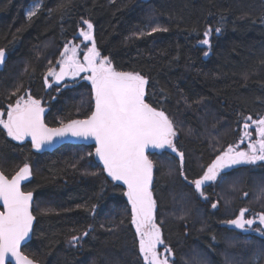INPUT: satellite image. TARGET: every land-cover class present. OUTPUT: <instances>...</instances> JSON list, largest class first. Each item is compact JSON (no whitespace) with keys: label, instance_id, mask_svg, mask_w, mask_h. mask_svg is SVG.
I'll return each instance as SVG.
<instances>
[{"label":"trees","instance_id":"trees-1","mask_svg":"<svg viewBox=\"0 0 264 264\" xmlns=\"http://www.w3.org/2000/svg\"><path fill=\"white\" fill-rule=\"evenodd\" d=\"M63 2L67 7L61 15L49 11L61 0L0 1V47L7 54L0 75V107L16 98L10 93L18 85L23 86L20 95L27 91L40 99L49 61V66L56 64L64 46L88 20L101 56H107L118 71L148 78L145 101L175 123L174 143L184 153L189 179L230 136L233 143L241 141L245 117L264 116V0ZM37 3L41 8L29 21L25 11ZM154 26L169 31L134 35ZM209 26L222 27L220 34L213 31L210 48L199 44ZM206 50L208 56L203 54ZM48 97L49 127H58L62 119H85L93 103L91 89L82 83ZM88 152L95 151L69 146L52 153L37 151L10 140L0 128V171L10 178L24 163L32 169L22 190L33 193L35 225L21 252L38 264H143L126 191L101 171L103 165ZM149 159L154 162L155 220L165 245L173 249L175 264H249L254 257L264 258V241L253 236L246 240L258 245L247 256L235 246V235L220 223L229 215L226 207L214 212L201 203L185 205L184 193L189 192L179 178L176 154L156 151ZM169 169L174 176L168 175ZM236 175L248 193L246 204L236 198V211L246 205L250 216L264 212V194L251 187L252 181L264 180V164L248 166ZM89 228L92 231L83 236ZM72 236H81L75 247L69 242Z\"/></svg>","mask_w":264,"mask_h":264},{"label":"snow or ice","instance_id":"snow-or-ice-1","mask_svg":"<svg viewBox=\"0 0 264 264\" xmlns=\"http://www.w3.org/2000/svg\"><path fill=\"white\" fill-rule=\"evenodd\" d=\"M110 2L114 3L115 0ZM66 7L61 0L57 9L49 11H59L63 15ZM40 8V3L35 4L27 12V19L31 21ZM83 23L87 25V30L82 29L79 35L85 41H91L83 59L79 58L76 46L66 44L60 53V59L55 62L59 70L54 66L49 67L43 78L45 85L51 88L49 77H52L56 84H60L65 77L75 79L85 73L82 79L90 82L94 100V110L91 114L86 119H71L67 122L62 119L58 127H49L44 122L45 108L41 106V100L33 98L27 91L20 95L23 86L18 85L10 93L16 97L15 102L8 104L6 111H0V128L6 131L13 141L23 143L25 139L30 138L32 147L37 151L45 145H51L54 140L67 136L94 141L95 152H88L87 155L95 156L103 165L101 171L111 178V181L122 183L127 188L123 194L131 206L130 223L135 227L138 251L143 264H175L173 249L165 245L161 228L155 220L157 200L153 194L154 162L147 154L149 148H167L176 153L180 158V176L192 186L195 193L207 201L205 186L209 182H225L229 174L226 170L237 165L264 162V116L258 119H253L251 115L245 117V131L241 143L245 139L250 141L247 150H238L239 145H229L210 163L203 166L197 178L189 179L183 170L184 153L179 151L174 143L177 136L175 123L163 110H158L145 101L148 78L139 72L116 70L112 61L107 56H101L97 50L92 34L93 24L88 20H83ZM221 30V26L215 29L209 26L199 44L210 48L213 31L220 34ZM168 31L167 27L154 26L149 31L134 35L141 38ZM203 54L208 56L209 52L206 50ZM5 58L6 50L0 47V65L4 64ZM64 87L68 85L65 84ZM56 91L60 89L57 88ZM55 98L52 97L53 100ZM252 125L255 126L258 136L254 141L252 132L247 131ZM168 175H172V169H169ZM31 176L32 169L28 163H24L10 178L0 171V202L3 208L0 210V264H9V257L15 260V264H38V261L21 252V243L29 237L35 220L32 211L33 193L21 188L22 182ZM260 191L264 194V188ZM247 195L245 192L244 196ZM217 207L218 202L211 203L212 209ZM94 209L95 205L92 206L93 211ZM250 211L247 207H241L233 218L221 220L220 223L232 226L242 233H259L260 237L264 238V212L249 216L247 214ZM108 230L114 231L112 228ZM90 231L91 228L85 230L82 235L86 237ZM80 240L81 236H72L69 242L75 247ZM161 245H164L162 251L158 250Z\"/></svg>","mask_w":264,"mask_h":264},{"label":"flooded vegetation","instance_id":"flooded-vegetation-1","mask_svg":"<svg viewBox=\"0 0 264 264\" xmlns=\"http://www.w3.org/2000/svg\"><path fill=\"white\" fill-rule=\"evenodd\" d=\"M87 30V25H83V27L81 29H79L78 33L73 36L71 42L69 44L73 45V46H76L77 47V50H78V56L79 58L82 60L83 59V55L84 53L87 51V48L91 46V41H85L83 39L82 36L79 35L80 31L81 30ZM63 51V50H62ZM60 59V55H59V58ZM57 59V60H58ZM57 70H59V66H57L56 64L54 65ZM86 75L85 73H81L80 76L76 77L75 79L71 78V77H67L65 79V81H63L59 86H54L53 84V78L52 77H49V81L52 83V87L49 88L45 85L44 83V87H45V92H44V95L39 99L41 100V106L45 108V112L43 114V118H44V122L46 121V116L48 115L49 111H50V107L48 106V103L45 102L46 99H48V95L52 92H55V94L59 93L60 91H63V90H66V89H70V88H73L74 86H77L78 84H84L86 86H88L90 89H91V84L89 81L87 80H84L82 79V77ZM73 79V80H72ZM68 85V87H64V85ZM59 88L60 91H56V89ZM82 93H80L79 97H82L81 96ZM23 95V94H22ZM51 98V96H50ZM16 100V98H12L10 101H8V103H6V105H3L0 107V111H6L7 109V106L8 104L10 103H14ZM53 100V99H52ZM90 110V113H91V110H92V107ZM89 113V115H90ZM6 118V116H5ZM87 118V117H86ZM255 126H251L247 131H250L252 132V128H254ZM244 129V128H243ZM245 131V130H244ZM6 133V132H5ZM243 136V134H242ZM257 137V135L255 134H252V140L254 141V139ZM230 140H227L223 145H218L219 146V150L216 151V152H213V154L210 155V161L209 163L211 162L212 159H214V157L220 152V151H223L225 148H227L229 145H239L240 142L238 143H233L232 141V136L229 137ZM244 143L243 145H241L242 147L240 148H244V147H247L248 143L250 142L249 140L245 139L244 140ZM157 151V149H156ZM166 152L170 155L172 154H176L174 152H172L170 149H166ZM179 157V156H178ZM208 164V163H207ZM261 164H264L261 163ZM204 165H201L197 168L194 169V177L193 178H197L199 176V174H201L202 172V168H203ZM248 166H251V165H247V166H243V167H240L237 169V171L243 169V168H246ZM234 169H230V170H226L228 171V177L230 176H233L237 173V171H235V166L233 167ZM184 170V173L186 174V171H185V168H183ZM179 178L181 179V182L183 183V185L187 188V191L189 193H184V202H185V205L187 202H194L195 204H199L201 203L202 205H205V206H209L210 208V211H213L214 212H217L219 211L222 207H226L227 209V212H228V216L226 217H223L224 219L223 220H226V219H231L234 217L235 214H237L238 211H236V208L234 207L235 206V198H234V193H230V187L227 188V189H223L222 191H220V182H217V183H211L209 182L206 186H205V193L206 195L208 196V200H204L203 198H201L197 193L194 192L193 188L191 185L187 184L186 181H184L183 177L180 176L179 174ZM242 186V185H241ZM184 189V188H183ZM184 192V191H183ZM226 195L228 198L233 197V199L235 200L234 202H231V201H227V200H222L220 197L221 196H224ZM244 195V192L242 191V193L240 194L239 198L240 200L242 201V204H246V199H244V201L242 200V196ZM220 196V197H219ZM219 199H221V202L219 201ZM212 202H218V207L217 209H212L211 208V203ZM226 204V205H225ZM196 207V206H195ZM244 207H246V205H244ZM233 209V211L231 212V210ZM240 209V207H239ZM247 215L250 216V214L248 213ZM224 227L226 228V230L230 231V233H233V231H235L237 233V229H234L232 226H229V225H224Z\"/></svg>","mask_w":264,"mask_h":264},{"label":"rangeland","instance_id":"rangeland-1","mask_svg":"<svg viewBox=\"0 0 264 264\" xmlns=\"http://www.w3.org/2000/svg\"><path fill=\"white\" fill-rule=\"evenodd\" d=\"M34 5L35 4H32L31 6H29L28 7V9L25 11V17L27 18V12L29 11V10H31L33 7H34ZM58 66V65H57ZM49 67H53V66H49V64L46 66V70L49 68ZM55 67V66H54ZM73 80V79H72ZM81 96H84L83 95V93L81 94ZM250 123V122H249ZM253 130H252V134H255L256 135V133H255V127L254 128H252ZM243 132H244V129L242 130ZM6 132V131H5ZM6 135H7V133H6ZM8 137V136H7ZM10 140H11V138L10 137H8ZM256 139H258V136L254 139V140H256ZM13 141V140H12ZM14 142H17V141H14ZM244 143H246V142H243V143H241V141H240V143H239V149L238 150H247V147H244L243 149L242 148H240V147H242L241 145H243ZM217 148V151L219 150V146H217L216 147ZM167 148H165V149H157V152L158 151H163V150H166ZM261 163H263V162H257V164H255V165H251V166H259ZM243 166H247V165H237V166H235V171H237V169L238 168H240V167H243ZM232 169H234V168H232ZM171 176H174V172L172 173V175ZM261 182L262 183H264V180L262 179L261 180ZM262 183H260L259 181H252L251 182V187H253L255 190H261V188H262ZM260 184V185H259ZM220 191H222L223 189H227V188H229L230 187V193H234V198H235V200H236V198H238V196H240V194L242 193V186H241V182H240V177L238 176V175H233V176H230V177H228V178H226V180H225V182H223V183H221L220 182ZM253 189V190H254ZM224 191V190H223ZM261 193L259 192V194L258 195H260ZM262 195V194H261ZM220 197V196H219ZM222 200H229V201H231V202H234L235 200L233 199V197H231L230 196V198H228L226 195H224V196H221L220 197ZM221 199H219V201L221 202ZM244 199H246L247 200V196H242V200L244 201ZM134 227V226H133ZM254 227H255V225H254ZM134 230H135V227H134ZM233 235H235V238H234V240H236V243H235V246H239L240 248H241V250L243 251H241L242 252V255H245V256H247V254H249V250L250 251H252L253 249H251V248H256L257 247V245H258V242L257 241H248V240H246V238L247 237H249V238H251L252 236V238H254V239H259V240H262V241H264V238H261L260 237V235H259V233H251V232H249V233H242L240 230H238L237 229V233L235 232V231H233V233H232ZM237 236H239V237H245L243 240H240ZM257 244V245H256ZM158 250H160V251H162L161 249H158ZM263 260H264V258H261L260 259V257L259 258H257V257H254L253 259H251L250 260V262H249V264H261V263H263Z\"/></svg>","mask_w":264,"mask_h":264},{"label":"water","instance_id":"water-1","mask_svg":"<svg viewBox=\"0 0 264 264\" xmlns=\"http://www.w3.org/2000/svg\"><path fill=\"white\" fill-rule=\"evenodd\" d=\"M6 62H7V54H6V58H5L4 64L0 65V75L3 72V70H4V66H5ZM66 78L67 77H65L63 81H65ZM53 84H54V86H59L60 85V84H56L54 81H53ZM92 110H94V100H93V103H92ZM252 126H254V125H252ZM23 143L24 144H28V145H30L32 147L30 138L25 139V141ZM94 145H95V142L94 141H91V140H82V139H77L75 137L67 136V137H65L63 139H56V140H54V142L51 145H45L40 151L52 153V152H55V151H57L58 149H60V148H62L64 146H69V147H88V148L89 147H92L94 149V151H95V146ZM155 152H156V149L149 148L147 154H148V156H152ZM30 180H31V177H30V179L22 182L21 188H23L27 183H29ZM113 182L116 183V184L121 185L125 189V191H127L126 186L123 185L122 183L115 182V181H113ZM0 210H3V208H2V202H0ZM34 225H35V220L33 222V228H34ZM33 228H32V231L29 234V237L25 241H23L21 243V250L27 244L30 243L31 238H32ZM161 248H162V245L159 246V249H161ZM9 264H15V260L13 258H11V257H9Z\"/></svg>","mask_w":264,"mask_h":264}]
</instances>
